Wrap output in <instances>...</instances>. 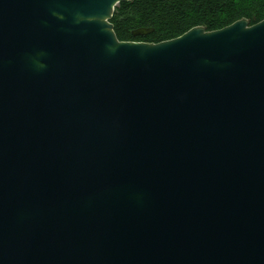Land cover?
Here are the masks:
<instances>
[{
    "label": "water",
    "instance_id": "water-1",
    "mask_svg": "<svg viewBox=\"0 0 264 264\" xmlns=\"http://www.w3.org/2000/svg\"><path fill=\"white\" fill-rule=\"evenodd\" d=\"M127 1L0 0V264H264V19Z\"/></svg>",
    "mask_w": 264,
    "mask_h": 264
},
{
    "label": "trees",
    "instance_id": "trees-1",
    "mask_svg": "<svg viewBox=\"0 0 264 264\" xmlns=\"http://www.w3.org/2000/svg\"><path fill=\"white\" fill-rule=\"evenodd\" d=\"M246 18L250 24L264 19V0H130L115 6L110 22L119 40L161 42L176 38L195 26L223 28ZM152 28L134 36L137 28Z\"/></svg>",
    "mask_w": 264,
    "mask_h": 264
}]
</instances>
